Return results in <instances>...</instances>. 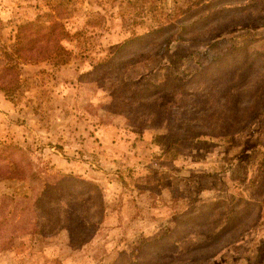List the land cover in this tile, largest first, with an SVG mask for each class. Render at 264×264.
Segmentation results:
<instances>
[{
    "label": "rangeland",
    "instance_id": "374dc122",
    "mask_svg": "<svg viewBox=\"0 0 264 264\" xmlns=\"http://www.w3.org/2000/svg\"><path fill=\"white\" fill-rule=\"evenodd\" d=\"M54 17L68 63L17 58L18 28ZM3 145L103 205L42 236L0 196V264H264V0H0Z\"/></svg>",
    "mask_w": 264,
    "mask_h": 264
},
{
    "label": "trees",
    "instance_id": "16d2710c",
    "mask_svg": "<svg viewBox=\"0 0 264 264\" xmlns=\"http://www.w3.org/2000/svg\"><path fill=\"white\" fill-rule=\"evenodd\" d=\"M64 38V24L59 17H54L48 25L25 23L17 30L14 54L17 58L26 61H51L54 67L65 65L69 61L71 52L62 46V40ZM164 38H166V40L168 38V41L186 39V37L184 38L180 35ZM217 45H219V42L214 40L210 47L214 48ZM161 46L162 43L160 48ZM152 47L154 48V44L147 46L145 50ZM13 69V67L9 68V70ZM9 87H12V84H9ZM165 87H167L166 84L156 86L150 85L148 92L145 94L155 95ZM0 186V191L2 192H0V196H2L3 199L8 198L7 201L10 204L13 203V206L21 207L25 204L28 206V210L33 216L32 223L36 224L35 227L42 236L46 235L42 224H66L68 219L63 209H65V207H70V204L80 202L81 199V203L85 208L89 209V211L96 205L98 208L103 205L101 189L91 181L83 180L72 174L55 175L50 183L42 181L35 172L24 150L14 145H3L0 147ZM15 192L16 195L20 196L17 200L13 197L16 196L14 195ZM218 205V203H212L206 207L209 206L213 208V206ZM60 212L64 213L63 216L60 215ZM8 214L12 213L7 212L5 215L6 219ZM90 219V221H92L94 218L90 217ZM237 220V218H232L234 223ZM230 224L232 223H228V226L225 228L226 230L229 228ZM6 243H8V241H4L2 245L6 246ZM156 245L155 242H146L142 249L143 251L145 248L150 250V247L156 248ZM198 248L202 247H197L193 251ZM137 258L138 259L128 262L127 264H142V262L139 261L140 258ZM154 258L155 255H152V257L148 260L146 259L147 261L143 262V264L154 262Z\"/></svg>",
    "mask_w": 264,
    "mask_h": 264
}]
</instances>
